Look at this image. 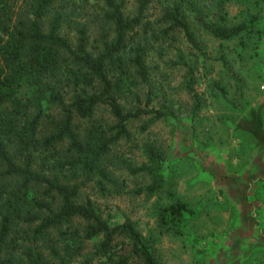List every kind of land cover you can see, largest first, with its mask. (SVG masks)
Returning <instances> with one entry per match:
<instances>
[{
  "label": "rangeland",
  "instance_id": "rangeland-1",
  "mask_svg": "<svg viewBox=\"0 0 264 264\" xmlns=\"http://www.w3.org/2000/svg\"><path fill=\"white\" fill-rule=\"evenodd\" d=\"M170 2L151 0L145 11L144 20L153 25L147 33L148 81L128 78L136 81L139 104L149 93L150 106L169 115L146 129L149 116L130 120V135L112 144L105 157L113 181L100 188L93 176L78 201L89 198L111 226L132 221L160 264H264V0H186L184 11L201 49L192 48L180 30L156 37L166 27L160 17ZM88 4L90 10L102 3ZM136 6L127 0L123 12L132 16ZM198 16L208 24L245 28L219 39ZM98 26L90 25L91 43L99 37ZM68 34L74 41V33ZM121 103L135 106L136 99L126 91ZM95 118L114 121L106 106ZM127 165L144 169L131 173ZM151 185L157 187L150 191ZM179 202V222L161 218L166 206ZM83 224L74 220L79 229ZM101 239L85 241L70 264H115L120 256L128 258L126 264H144L120 235L111 260L94 256Z\"/></svg>",
  "mask_w": 264,
  "mask_h": 264
},
{
  "label": "trees",
  "instance_id": "trees-1",
  "mask_svg": "<svg viewBox=\"0 0 264 264\" xmlns=\"http://www.w3.org/2000/svg\"><path fill=\"white\" fill-rule=\"evenodd\" d=\"M89 1L0 0V264H70L85 241L97 237L102 239L94 256L111 260L119 235L130 241L131 255L144 264H160L132 221L111 226L89 198L78 201L86 180L97 176L100 188L113 181L105 157L112 144L130 135V120L149 116L142 125L146 129L169 115L150 106L149 93L139 104L132 88L136 81L128 82L132 76L148 81L147 33L153 25L144 18L151 0H135L132 16L123 12L127 0H95L102 4L90 10ZM185 2L164 6L160 21L166 27L156 37L180 30L192 48L201 49ZM196 19L219 39L245 28ZM94 23L99 37L91 43ZM126 91L135 106L121 103ZM100 106L108 108L113 122L95 118ZM148 154L158 161L154 150ZM126 167L131 173L144 169ZM183 208L180 202L166 206L161 218L170 215L179 222ZM74 220L83 227L74 226ZM127 259L120 256L115 264Z\"/></svg>",
  "mask_w": 264,
  "mask_h": 264
}]
</instances>
